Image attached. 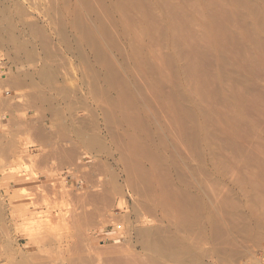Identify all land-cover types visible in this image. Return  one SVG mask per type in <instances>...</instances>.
<instances>
[{
	"label": "rangeland",
	"instance_id": "1",
	"mask_svg": "<svg viewBox=\"0 0 264 264\" xmlns=\"http://www.w3.org/2000/svg\"><path fill=\"white\" fill-rule=\"evenodd\" d=\"M82 1L0 0V264H264V0Z\"/></svg>",
	"mask_w": 264,
	"mask_h": 264
},
{
	"label": "bare ground",
	"instance_id": "2",
	"mask_svg": "<svg viewBox=\"0 0 264 264\" xmlns=\"http://www.w3.org/2000/svg\"><path fill=\"white\" fill-rule=\"evenodd\" d=\"M85 1H87V0H85ZM85 1H82V2H85ZM137 1V0H136ZM125 2V1H124ZM132 2H134V1H132ZM140 2V1H139ZM165 2V1H164ZM188 2V1H187ZM87 3V2H86ZM121 3V2H120ZM128 3V2H127ZM130 3V2H129ZM142 2H140V4H141ZM178 4V3H177ZM171 5V4H170ZM193 5V4H192ZM133 6V5H132ZM135 6V5H134ZM137 6V5H136ZM141 6V5H140ZM195 6V5H194ZM173 7V6H172ZM17 8V7H16ZM170 8V7H169ZM174 8V7H173ZM197 8V7H196ZM67 9V8H66ZM79 9V8H78ZM88 9V8H87ZM134 9V8H133ZM177 9V8H176ZM65 10V9H64ZM77 10V9H76ZM80 10V9H79ZM144 10V9H143ZM149 9L147 8V11H148ZM223 10V9H222ZM182 11V10H181ZM224 12V11H223ZM196 13V12H195ZM141 14H143V13H141ZM172 14V13H171ZM174 14V13H173ZM148 15V14H147ZM143 16V15H142ZM201 16V15H200ZM151 17V16H150ZM141 18V17H140ZM188 18V17H187ZM191 18V17H190ZM176 19V18H175ZM184 19V18H183ZM181 20V19H180ZM87 21V20H86ZM150 21V20H149ZM182 21V20H181ZM87 23V22H86ZM186 23V22H185ZM184 23V24H185ZM142 24V23H141ZM177 25V24H176ZM175 26V25H174ZM90 28V27H89ZM174 28H176V27H174ZM173 28V29H174ZM180 28V27H179ZM185 28V27H184ZM180 30V29H179ZM179 33V32H178ZM177 33V34H178ZM195 34V33H194ZM188 37V36H187ZM13 38V37H12ZM19 43V42H18ZM184 213H185V210H184ZM188 213V212H187ZM182 220V219H181ZM189 221V220H188ZM170 234V233H169ZM164 235V234H163ZM173 235V234H172ZM173 238V237H172ZM177 241V240H176ZM180 241V240H179ZM156 244V243H155ZM151 246V245H150ZM176 246V245H175ZM156 248V247H155ZM184 250V249H183ZM191 250V249H190ZM160 251V250H159ZM195 255V254H194ZM168 258V257H167ZM186 262V261H185ZM120 263V262H119ZM118 264V263H117ZM201 264V263H200Z\"/></svg>",
	"mask_w": 264,
	"mask_h": 264
}]
</instances>
